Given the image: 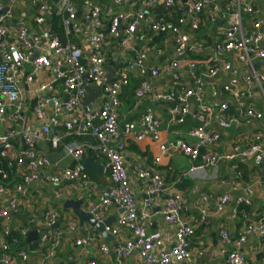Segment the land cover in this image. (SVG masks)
Wrapping results in <instances>:
<instances>
[{"label":"built area","instance_id":"obj_1","mask_svg":"<svg viewBox=\"0 0 264 264\" xmlns=\"http://www.w3.org/2000/svg\"><path fill=\"white\" fill-rule=\"evenodd\" d=\"M124 1L130 0H111L107 6L94 0H30L33 10L29 14L30 31L21 24L14 27L13 32L9 23L16 0L0 4V201L6 203L0 209V218L6 224L10 214L17 213L19 199L16 195L34 182L58 185L65 180L84 187L92 184L88 172L82 168L87 146L63 142L65 136L82 134L97 142L96 148L105 161L110 180V186L88 211L102 222L105 208L124 209L117 227H127L133 233L124 246L114 249L117 264H125L133 251H137L144 264H184L192 257L189 237L194 227L182 223V202L178 196L169 199L162 212L164 222L176 227L173 241L163 240L144 227L147 219L144 209L158 195L162 177L177 172L168 167L161 175L139 165L137 179L151 182V188L145 189L148 199L138 206L125 166L127 146L118 121L120 96L130 76L135 75L138 81L134 91L136 108L145 101L166 106L170 119L180 129L189 119L200 123L184 133L176 132L174 141L162 142L161 116L151 107H144L136 121L122 126L124 135L135 143L148 139L162 155L175 152L186 157L196 165L189 169V174L198 170L202 173L219 162H231L239 179L238 160L251 157L256 165L262 164V133L240 138L229 152L220 154L216 150L221 138L215 129L227 134L232 128H248L262 117L260 109L249 108L246 103L254 97L255 90L261 91L264 99V74L257 73L253 64L264 62V19H258V10L251 4V1L264 0H186L180 17L174 18L166 12L148 26L142 23L147 18L146 9L155 0H143V9L131 13L122 8ZM166 4L167 11L175 8L173 0H166ZM52 13L59 16L63 40L51 28ZM208 27L213 28L215 37H206ZM170 41L173 46L168 63L159 60L161 64H155V60L167 54ZM110 45L116 51L132 52L134 56L106 82ZM163 78L172 86L153 85ZM221 78L223 83L219 82ZM88 80L102 95L97 109L86 105ZM36 135L43 136L41 139L48 144L45 149L58 152L61 158L52 163L47 155L35 150ZM64 158L71 164L62 166ZM157 163L159 158L154 157L153 164ZM3 167L12 175L11 188L7 185L9 173ZM237 181L235 177L224 181L231 193L237 191ZM11 191L15 195H11ZM251 196L252 189L246 188L237 197L236 204H248ZM228 202V194L217 197L216 210L222 211ZM59 220L58 213H44L46 232L40 237L43 244L50 238L55 242L60 240L61 234L52 229ZM105 229L111 234L117 232L110 226ZM4 231L7 235L11 227L7 226ZM27 233V230L22 231L21 236L26 237ZM259 233L264 235V218L246 223L239 241L244 242L248 234ZM220 236L228 241L224 231ZM93 240L86 235L76 238L74 245L85 252ZM12 241L15 242V238ZM99 249L103 254L109 251L104 244ZM6 251L3 241L0 253L6 263L16 257L24 263L28 260L25 249L17 252L16 257ZM225 256L228 264H245L235 252Z\"/></svg>","mask_w":264,"mask_h":264},{"label":"crops","instance_id":"obj_2","mask_svg":"<svg viewBox=\"0 0 264 264\" xmlns=\"http://www.w3.org/2000/svg\"><path fill=\"white\" fill-rule=\"evenodd\" d=\"M94 1L103 6L111 4V0ZM142 1H124L122 8L128 13L140 8L143 9L145 3ZM173 3H175L174 7L178 12L183 14L184 6L182 1L173 0ZM0 4L7 5V0H0ZM251 4L255 11L258 10L260 16L258 19H264V2L251 1ZM146 11L148 12L147 18L142 24L148 26L152 21L167 14L166 0H155L154 4L147 8ZM32 12L30 0H16L13 19L9 23L10 32H13V28L21 24H25L24 26L30 31L31 18L29 14H32ZM248 22L246 20L244 23L247 24ZM184 33L188 34L186 31ZM205 35L206 37H215L213 28L208 27L205 30ZM79 39L81 40V38ZM206 42L208 44L211 43L209 39ZM170 43L171 46L166 48L167 54L161 59L155 60V64L168 63L167 60L170 59L171 47L173 46L171 41ZM133 56L134 53L132 52L123 53L116 51L110 45L107 59L110 58L113 61V65L106 64L107 74L108 69L111 68L114 78L120 67H123ZM225 57L231 58V55H226ZM159 60L161 63H158ZM256 62L259 61L253 63L256 72L264 74V62ZM219 82L223 83V78ZM136 85L137 77L135 75L130 76L129 84L122 90L120 96L121 105L118 121L123 141L127 146L125 151V166L128 173L129 185L134 192L135 201L138 206L148 199L145 195V189L151 185V182L137 179L136 169L139 165H144L153 171L159 172L161 175L165 170H168V167H170V171L175 169L177 172L173 173L174 176L172 177H162L163 182L156 193L158 195L154 196L151 200L152 204L150 203V206L144 209V212L147 213L144 227L149 233L159 234L163 240L167 239L168 242L173 241L176 227L164 222L162 212L166 202L172 197L178 196L182 202L180 214L182 223L194 227L193 234L189 237L192 257L184 264H228L225 255L233 252L237 253L245 264L264 263L263 234H248L244 242L239 241V235L245 229L246 223L256 222L258 219L264 218V162L256 165L251 157L238 160V170L241 175L239 179L236 171L231 166V162H219L215 166L208 167L202 173L198 170L195 174H189V169L196 165L183 155L175 152L162 155L159 153L156 144L148 139L141 143H135L129 136L124 135L122 126L125 123L136 121L144 107H151L154 112H157L161 116L160 139L162 142L174 141L177 138L176 132L182 130L170 119L166 106L160 104L153 105L145 101L141 106L136 108L133 94V88ZM153 85L157 87L172 86L164 78L154 82ZM101 102L102 95L99 89V94L95 95L93 100L86 103V105L97 109L101 105ZM246 104L249 107L260 108V111H262L261 119L256 120L248 128L238 130L232 128L227 134H223L216 152L220 154L229 152L234 142L239 141L240 138L250 137L255 133H262L264 136V99L262 92L255 90L254 97ZM243 134L247 135L242 136ZM42 137V135L34 137L35 150L47 155L52 163L56 162L61 158V155L51 149L50 151L45 149L48 144L41 139ZM79 143H84L87 146L88 150L84 158L91 157L104 167V171L101 174H92V184L90 186L84 187L65 180L60 181L58 185L45 184L41 181L34 182L28 187L26 186L27 188L22 194L18 193L19 195H16L19 199V212L10 214L6 220V224H3L5 220L3 221L0 218V222H3L0 225V245L4 241V229L7 226L10 227L12 225L16 232L20 234L26 230L27 232L36 230L38 233L44 229V213L46 211L55 212L59 215L60 227L54 230H59L58 233L61 234L60 240L53 243H51L52 241L49 242L48 248H45L46 245L40 240L37 246H32V244L26 241L25 251L28 254V260L25 263L21 262L18 257L6 263L4 256L0 253V264H89L91 261H94L95 264H117L114 249L124 246L133 237L132 231L127 227H117L118 218L122 213L121 209L115 207L104 209L103 220L109 219L111 221V229H117L115 234H111L113 239L107 242L100 236L98 231H95L86 223L80 229L77 218L70 211H65L62 207V202L66 199L83 200V209L89 210V206L97 203L103 190L110 186L108 173L105 169V161L98 155L96 143L85 139V135L79 137ZM132 145H135V148H137L135 150L132 149ZM154 157L159 158V163L153 164ZM69 164H71L69 159L64 158L61 160L62 166L66 167ZM185 173L188 174V177L184 176ZM242 173L246 177H243ZM233 177L238 180V187L237 191L231 193L224 184V181ZM246 188L252 189L249 203L237 205V197L242 195ZM10 193L11 195H15L12 191ZM223 194L229 195V202L222 211H217L216 198ZM5 206L6 203H1L0 201V209ZM240 206L248 208L249 212L238 213ZM70 225L75 229L74 231L70 230ZM83 231H86V235H90L94 239L87 245L85 252L74 245L76 238L86 236ZM221 231H224L228 235L229 242L220 236ZM39 236L40 234H38V238ZM23 238L25 239V237ZM103 244L109 248L107 254L100 252L99 248ZM125 264L144 263L138 256L137 251H133L125 260Z\"/></svg>","mask_w":264,"mask_h":264},{"label":"water","instance_id":"obj_3","mask_svg":"<svg viewBox=\"0 0 264 264\" xmlns=\"http://www.w3.org/2000/svg\"><path fill=\"white\" fill-rule=\"evenodd\" d=\"M184 4L186 0H180ZM80 12H77L79 16ZM264 32V29H263ZM84 62V61H83ZM113 78V70L111 68L108 69V74L106 77V82H110ZM89 86L87 88V97L86 103H89L93 100L94 96L99 94V89H94L91 85L90 81L88 80ZM82 168L86 172L90 174H101L104 171V167L97 163L93 158L86 157L82 161ZM84 201L83 200H64L62 202V207L65 211H70L74 217L77 218L79 222V228L82 229L83 225L86 223L89 227L98 231L100 236L105 241H110L113 239V236L110 232L106 231V227L111 225V221L109 219L103 220L102 222H98L94 216L86 209H83ZM124 212V209H121ZM60 227V223L56 222L52 229H58ZM84 235H86V231H83ZM26 241L32 246L38 245V233L36 230H32L26 234L25 237Z\"/></svg>","mask_w":264,"mask_h":264},{"label":"trees","instance_id":"obj_4","mask_svg":"<svg viewBox=\"0 0 264 264\" xmlns=\"http://www.w3.org/2000/svg\"><path fill=\"white\" fill-rule=\"evenodd\" d=\"M166 12H169V13H171L172 15H174V18H178V17H180L181 16V13H179L178 12V10L176 9V8H171L169 11H166ZM58 19H59V16H55V14L54 13H52L51 15H50V25H51V28L53 29V32L54 33H57L59 36H62V30H61V27L59 26V24H58ZM61 39L63 40V36L61 37ZM74 41V40H73ZM74 42H76V41H74ZM109 64V65H113V61L110 59V58H108L107 60H106V64ZM138 82V81H137ZM135 89H136V86L133 88V94H134V91H135ZM258 106V105H257ZM255 109H260V108H255ZM200 125V123L198 122V121H196V120H194V119H189L188 120V122H187V124L184 126V127H182V130L183 131H188V130H191V129H193V128H195V127H197V126H199ZM229 131V130H228ZM227 131V132H228ZM215 132H217L219 135H220V138H221V136L223 135V133H225V132H223V131H221V130H218V129H215ZM80 136H82V134L81 135H78V134H76V135H74V136H65V138H64V140H63V142L64 143H69V142H79V137ZM85 139H88V140H92L93 142H95L96 144H97V142L93 139V138H91V137H89V136H85ZM80 141H81V139H80ZM132 147V149H136L135 148V145H132L131 146ZM88 149H87V147L85 148V153H86V151H87ZM99 155V154H98ZM4 168V170L6 171V173H9V176H10V183H8L7 185L9 186V187H11V186H13L14 184L11 182V178H12V175L10 174V172L7 170V168L6 167H3ZM88 175L91 177V176H93L92 174H89L88 173ZM172 176H174V174H171V173H167L166 175H165V178H168V177H172ZM242 176L243 177H246L245 176V174L244 173H242ZM166 180V179H165ZM164 180V181H165ZM185 181V180H184ZM19 212V206H18V209H17V213ZM241 212H246V213H248L249 212V209L248 208H245V207H243V206H240L239 207V210H238V213H241ZM3 223V222H2ZM2 223L0 222V225H2ZM11 227V231H9L8 233H7V235H5V237H4V242H5V244L7 245V251L6 252H8V253H10L11 255H13L14 257H16V253L17 252H19L20 250H22V249H25V246H26V239H24L22 236H21V234L20 233H18V232H16V230L13 228V226L11 225L10 226ZM57 231H59V230H57ZM46 232V230L45 229H42L41 230V234H40V236H39V238H38V241L40 240V237H41V235L42 234H44ZM12 238H15V242H13L12 241ZM52 241V242H51ZM49 242H51V243H53L54 242V239L53 238H50V240H49ZM48 242V243H49ZM45 244L44 246H45V248L47 247L48 248V245L49 244ZM43 246V247H44Z\"/></svg>","mask_w":264,"mask_h":264},{"label":"rangeland","instance_id":"obj_5","mask_svg":"<svg viewBox=\"0 0 264 264\" xmlns=\"http://www.w3.org/2000/svg\"><path fill=\"white\" fill-rule=\"evenodd\" d=\"M181 133H184V132H183V130H181ZM55 232H57V233H58L59 231L55 230Z\"/></svg>","mask_w":264,"mask_h":264},{"label":"flooded vegetation","instance_id":"obj_6","mask_svg":"<svg viewBox=\"0 0 264 264\" xmlns=\"http://www.w3.org/2000/svg\"><path fill=\"white\" fill-rule=\"evenodd\" d=\"M248 107H249V106H248ZM249 108L255 109V107H249Z\"/></svg>","mask_w":264,"mask_h":264}]
</instances>
